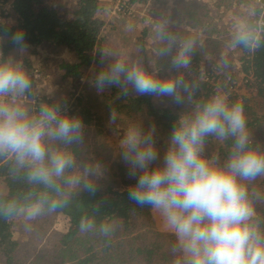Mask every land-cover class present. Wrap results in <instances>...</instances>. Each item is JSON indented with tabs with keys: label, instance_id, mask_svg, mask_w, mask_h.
Returning <instances> with one entry per match:
<instances>
[{
	"label": "clouds",
	"instance_id": "9594fccd",
	"mask_svg": "<svg viewBox=\"0 0 264 264\" xmlns=\"http://www.w3.org/2000/svg\"><path fill=\"white\" fill-rule=\"evenodd\" d=\"M167 39L165 53L175 42ZM252 41L247 32L235 35L237 44L249 46ZM5 43L20 52L30 47L23 29L0 33V48ZM191 48L189 41L180 44L171 59L173 68L187 67ZM121 82L137 95L171 98L177 105L185 102L182 93L191 99L182 80L160 78L120 59L98 73L95 86L99 92ZM32 87L22 62L0 55V157H11L17 170H26L28 181L43 186L45 199L55 208L62 185L84 180L92 188L87 178L93 168L85 164L78 171L72 150L82 142L86 126L80 115L54 101L30 107ZM109 119L115 123L116 113ZM209 138L227 145L223 159L206 153ZM119 156L134 180L127 187L128 199L149 206L159 217L175 238L172 252L182 255L184 264H264V216L255 207L264 193L253 187L264 179V145L253 141L242 102H230L219 93L197 101L177 117L163 150L154 126L145 131L129 124L119 140ZM40 207L34 203L31 214ZM14 210L3 209L5 214Z\"/></svg>",
	"mask_w": 264,
	"mask_h": 264
},
{
	"label": "trees",
	"instance_id": "16d2710c",
	"mask_svg": "<svg viewBox=\"0 0 264 264\" xmlns=\"http://www.w3.org/2000/svg\"><path fill=\"white\" fill-rule=\"evenodd\" d=\"M250 3V10L254 7L250 15L248 6L241 7V13L244 14L241 31L251 34L253 41L249 46H244L235 43L234 37L233 44L240 55L241 71L250 76V86L255 88L250 96H243L239 100L244 105L249 132H263L264 114L259 112V106H264V25L260 35L255 38L256 21L262 10L256 0V5L251 6L253 0ZM10 6L14 21L0 20V33L23 29L29 46L44 44L52 48H67L73 53L74 59L64 60L60 64L65 78L76 81L82 78L85 68L100 63L104 38V20L98 15L100 0H75L68 15L63 14L50 0H10ZM141 45L143 47V43ZM14 50L9 43H5L0 48V55L10 57ZM231 71L229 86L233 85L238 72ZM214 75L209 72L208 80L194 85L192 97L195 103L216 94L217 90L209 80ZM31 80L33 82L32 77ZM108 89L103 100L106 110L111 114L125 115L126 125L136 124L145 131L154 126L156 142L163 150L173 123L182 113L181 105H162L152 96L130 95L121 84L109 86ZM84 97H78L70 111L80 115L85 125H100L101 116L90 100L89 104L82 100ZM232 99L237 101L238 97ZM44 101L54 100L47 96L37 97L36 108ZM63 103L58 104L62 106ZM210 142L214 144L215 140L209 138L207 143ZM99 146L106 151L109 149L107 144L101 143L96 152L101 150ZM220 147L226 154L227 145L221 144ZM74 151L77 157H82L79 145H75ZM107 153L102 155L103 161L110 155ZM85 159L86 156L82 158ZM109 172L114 181L105 188L92 181H87L92 185L91 189L85 187V181L73 187L62 185L63 195L57 197L59 203L53 208L51 200L44 197L43 186L30 183L26 170H17L11 157H0V181L6 187L0 191V257L3 263L51 264L56 261L55 264H165L154 259L159 232L149 206L141 207L128 199L127 187L134 183L128 176V167L120 159L110 167ZM120 182L121 187L117 185ZM34 203L41 205L37 220L47 219L52 224L61 214L68 219L69 226L55 240L54 249H45L42 255H36V259L28 262L29 257L26 259L19 252L22 241L17 236L16 220L24 209H30ZM10 206H14L15 210L5 214L3 209ZM257 213L264 216V206H259ZM40 225L45 227L42 222ZM48 257L50 259L47 260Z\"/></svg>",
	"mask_w": 264,
	"mask_h": 264
},
{
	"label": "rangeland",
	"instance_id": "374dc122",
	"mask_svg": "<svg viewBox=\"0 0 264 264\" xmlns=\"http://www.w3.org/2000/svg\"><path fill=\"white\" fill-rule=\"evenodd\" d=\"M245 1V5L249 7L247 12L250 15L254 7H251L252 10H250L252 2L250 3V0ZM50 2L56 5L63 14L68 15L75 0H50ZM253 2L251 6L256 5L255 0ZM104 5H106L107 10L106 13L103 12L106 14L104 19L107 28L102 33L104 38L101 46L100 63H94L85 68L82 78L70 81L63 76V70L60 67L61 62L74 59L73 53L65 47L40 46L37 48L30 46L24 52L15 49L11 52L10 57L22 62L30 78H33V95L47 96L56 103L63 101L62 106H66L69 111L73 107V103L78 100V97L85 96L82 100L84 102L88 101V104L90 100L91 105L95 107L101 116V123L100 125H85L83 140L78 144L83 152L82 157H77V154H75V145L72 146V150L76 157L78 171L83 172V165H90L93 168V174L87 178V181H92L105 188L114 181L110 176V167L120 160L119 140L129 125L125 124L126 116L118 114H116V122L110 123L111 113L106 110L103 102L109 86L99 92L95 86L98 73L115 60L120 59L127 64H140L147 71L160 78L171 76L182 80L191 93V99H188L186 93H182L185 95V102L181 104L182 109H180L182 113L191 111L193 108L195 104V99L192 97L194 85L199 81L208 80L209 72L215 74L216 77L213 76L209 79L217 90L216 94L225 95L230 102L233 101L232 98L235 96L238 97V100H241L243 96H250L253 91L255 92V88L250 86V76L241 71L240 55L233 44V38L237 32L242 30L241 25L227 32L230 35L228 38L232 40V45L229 46L227 45L228 42H224L227 36L222 33L215 34V30L209 25L210 21L209 24H198L193 29L191 27L179 28L170 25L169 21L160 14V10L155 9V0H151L150 3L142 2L139 6H135L130 13H127V11L124 13L114 12V0H110L109 3ZM237 15L239 19H244L243 13L240 12ZM0 20L13 22L14 16L9 12L0 15ZM167 37L175 38L169 53L164 52L169 46ZM211 37L213 38L211 39ZM185 41L191 42L192 45L188 54L189 64L187 67L175 69L171 64L172 56L176 54L180 44ZM141 43H143V47ZM196 52L199 54L196 55ZM36 69L40 74L38 78L34 76ZM232 69L238 72L234 76L233 85L229 86ZM120 84L130 95H136L131 86L123 82ZM154 98L157 103L162 105H177L171 98ZM27 103L33 108L37 106V102L30 103L27 101ZM259 112L264 114V106H259ZM262 127L264 128V122ZM250 134L254 140L259 141V144L264 145V131H251ZM101 143L107 144L109 149L106 151L99 146L101 150L96 152L95 150ZM220 146L221 144L216 140L214 144L211 142L206 143V153L209 156L218 154L223 159L226 154ZM107 152L110 155L106 161H103L102 155ZM85 156L86 159L82 160ZM117 185L122 186L121 182ZM253 187L264 193V179L253 182ZM5 188V184L0 181V191H4ZM259 206H264V199L256 202V210ZM30 210L31 208L24 209L16 220L17 236L22 241L19 252L22 257L26 256V259L29 257L28 262L36 259V255H42L45 249H54L55 240L59 235L65 233L69 226V221L64 215H58L55 221L49 224L47 219L44 221L37 220L38 212L31 214ZM152 214L156 229L159 232L157 253L154 255L155 261L176 264L177 259H179L180 264H184L182 255L172 252L175 238L164 230L159 217L153 212ZM41 222L45 224L44 228L41 227ZM55 262L51 264H55ZM0 264H4L1 257Z\"/></svg>",
	"mask_w": 264,
	"mask_h": 264
},
{
	"label": "crops",
	"instance_id": "0c3cea01",
	"mask_svg": "<svg viewBox=\"0 0 264 264\" xmlns=\"http://www.w3.org/2000/svg\"><path fill=\"white\" fill-rule=\"evenodd\" d=\"M109 2L110 0H100L101 8L98 15L104 20L102 33L107 28L104 19L107 10L104 4ZM155 3V9H159L160 14L174 27L193 29L198 24L210 21L208 24L215 30V34L222 33L227 36L224 42H228L229 46L232 45V40L228 38L230 35L227 32L240 25L243 28L242 19H239L237 14L243 12L241 7L245 5V0H155ZM40 46L45 45L41 44L37 48Z\"/></svg>",
	"mask_w": 264,
	"mask_h": 264
},
{
	"label": "built area",
	"instance_id": "2783aa9c",
	"mask_svg": "<svg viewBox=\"0 0 264 264\" xmlns=\"http://www.w3.org/2000/svg\"><path fill=\"white\" fill-rule=\"evenodd\" d=\"M142 2H151V0H140V1H132V0H114V6L113 10L114 12H126L127 13L131 12L134 10L135 6H139ZM256 4L261 8V14L260 17L257 19V27L255 28L256 30V35L255 38H257L261 31L262 27L264 25V0H256ZM11 12V6H10V0H0V15H5ZM35 78H38L40 74L38 73V69L35 70L34 73ZM38 95H31L28 98V101L30 103H36Z\"/></svg>",
	"mask_w": 264,
	"mask_h": 264
}]
</instances>
